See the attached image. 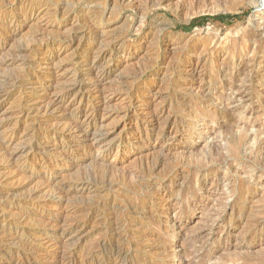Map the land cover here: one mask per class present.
<instances>
[{"label": "rangeland", "instance_id": "obj_1", "mask_svg": "<svg viewBox=\"0 0 264 264\" xmlns=\"http://www.w3.org/2000/svg\"><path fill=\"white\" fill-rule=\"evenodd\" d=\"M7 1L0 0V62L14 57L11 54L18 48L27 49L17 57L18 64L0 66V82L6 74L23 73L25 65L32 76L43 78L35 80L36 89L21 86L0 92V133L13 136L9 150L0 148V154L4 152L0 155V264H264V0L252 6L240 4L239 11L223 10V0H127L116 2L117 9L105 0ZM228 7L235 9L238 4ZM220 15L228 18L220 21L216 18ZM202 16L209 18L183 29ZM252 26L259 36L250 35ZM91 57L101 61L93 77L103 75L107 95L116 94L111 106L102 110L109 128L107 140H115L108 148L92 150L99 162L105 161L107 170L101 176L90 162L81 169L77 163L66 162L55 146L68 144L67 138L54 134L52 127L40 121L41 115L21 110L30 97L42 93L45 86L52 87L49 74L67 85L81 67L79 60ZM192 63L203 68L201 92L183 86L193 83L190 73L182 70ZM241 68L244 74L238 75ZM196 80L192 86L198 87L201 78ZM134 86V96L147 97L148 92L157 96L154 105L162 114L161 125L168 122V130L179 132L191 129L168 144L156 131L142 143L130 144L127 138L136 135L137 120L132 112L124 118L129 104L125 90ZM42 136L47 142L33 149L32 143ZM5 152L16 157L17 168L7 163L6 155L1 157ZM89 164L91 168L86 169ZM73 171L83 178L87 175L90 191L49 202L46 187L35 199L27 198L30 187L43 186L37 180L44 178L56 185L79 178ZM31 175L39 176L33 186L22 185ZM163 184L174 192L169 200L161 197ZM92 212L101 216L71 235L48 233L40 219L55 221L64 215L61 223L69 224ZM111 216L120 234L108 229L110 219L105 218Z\"/></svg>", "mask_w": 264, "mask_h": 264}, {"label": "bare ground", "instance_id": "obj_2", "mask_svg": "<svg viewBox=\"0 0 264 264\" xmlns=\"http://www.w3.org/2000/svg\"><path fill=\"white\" fill-rule=\"evenodd\" d=\"M9 1V0H8ZM7 1V2H8ZM14 1V0H13ZM70 1V0H69ZM84 1V0H83ZM106 1V4L107 6L112 4V9L118 7L116 5V2H120V3H124L125 1L127 0H105ZM129 1V0H128ZM153 1V0H151ZM167 1V0H166ZM259 1V0H258ZM257 0H223L224 4H223V10H236V11H239L240 8H239V5L240 4H243V6H247V5H254V4H257L258 3ZM18 2V1H17ZM82 2V1H81ZM131 2V1H129ZM158 2V1H157ZM214 2V1H213ZM235 3L238 4V7L235 8V9H231L228 7L229 4H232V3ZM20 3V2H19ZM22 3V2H21ZM91 3V2H90ZM97 3V2H95ZM102 3V2H100ZM30 4V3H29ZM50 4V3H49ZM53 4V3H52ZM55 4V3H54ZM67 4V3H65ZM172 4V3H171ZM13 5V4H12ZM34 5V4H33ZM38 5V4H37ZM45 5V3H44ZM47 5V4H46ZM56 5V4H55ZM98 6L100 4H97ZM139 5V4H138ZM158 5V4H157ZM168 5V4H167ZM259 5V4H258ZM101 6V5H100ZM140 6V5H139ZM33 7V6H32ZM48 7V6H46ZM50 7V6H49ZM57 7V6H56ZM59 7V6H58ZM62 7V6H61ZM60 7V8H61ZM66 7V6H65ZM70 7V6H69ZM110 7V6H109ZM138 7V6H137ZM141 7V6H140ZM212 7V6H211ZM249 7V6H248ZM25 8V7H24ZM28 8V7H27ZM63 8V7H62ZM111 8V7H110ZM218 8V7H217ZM26 9V8H25ZM53 9V8H52ZM117 9V8H116ZM140 10V9H139ZM215 10V9H214ZM220 10V9H219ZM64 11V10H63ZM217 11V10H216ZM112 12V11H111ZM63 13V12H62ZM64 14V13H63ZM58 15V14H57ZM86 15V14H85ZM18 16V15H17ZM19 17H23V15H19ZM17 18V17H16ZM57 18V16H56ZM90 20V19H89ZM88 20V21H89ZM19 21V20H18ZM90 22V21H89ZM88 24H91V23H88ZM87 24V25H88ZM84 27H87V26H84ZM250 35L252 36H259L260 33H258L255 28L252 26L250 27ZM257 29V28H256ZM87 30V29H86ZM258 30V29H257ZM79 31V30H78ZM259 31V30H258ZM50 36V35H49ZM52 36V35H51ZM55 38V36H53ZM52 37V38H53ZM68 36H66L67 38ZM70 37V36H69ZM75 37V36H74ZM86 37V36H85ZM97 37V36H96ZM50 38V37H49ZM63 38V37H62ZM65 38V37H64ZM76 38V37H75ZM51 39V38H50ZM49 39V40H50ZM56 39V38H55ZM53 39V40H55ZM69 39V38H68ZM74 38L73 36L69 39L70 41H72ZM104 39V38H103ZM102 39V41H103ZM259 39V38H258ZM60 40V39H59ZM62 40V39H61ZM68 40V41H69ZM78 40V39H77ZM94 40V39H93ZM100 40V39H99ZM246 40V39H245ZM255 40V39H254ZM261 40V39H260ZM37 41V39H36ZM39 41V39H38ZM41 41V40H40ZM42 41H45L46 40H42ZM63 41V40H62ZM75 41V40H74ZM101 41V40H100ZM101 41V43H102ZM50 42V41H49ZM66 42V41H65ZM96 42V41H95ZM107 42V41H106ZM246 42V41H245ZM260 42H263V41H260ZM35 43V42H34ZM43 43V42H41ZM40 43V44H41ZM76 43V42H75ZM73 44V43H72ZM79 44V43H78ZM42 45V44H41ZM260 45V44H259ZM31 46V45H30ZM77 46V45H76ZM81 46V45H80ZM252 47V46H251ZM1 48V47H0ZM76 48V47H75ZM74 48V49H75ZM263 48V47H262ZM27 48H18L17 50H14V53H12L11 55L14 57H11V59H8V60H3L0 62V66L1 65H4V64H9V65H15V63L18 62L17 60V57L20 56L22 54V52H24ZM31 50V48H28ZM244 49V48H243ZM34 50V49H33ZM77 50V49H76ZM241 50V49H240ZM250 50V49H249ZM245 51V50H244ZM243 51V52H244ZM257 51V50H256ZM259 51V50H258ZM37 52V51H36ZM242 52V53H243ZM39 53V52H38ZM7 54V53H6ZM257 54V53H256ZM255 54V55H256ZM101 57V56H100ZM99 57V58H100ZM19 58V57H18ZM25 58V57H24ZM81 58V57H80ZM248 59V58H247ZM1 60V59H0ZM255 60V57L253 58H250L249 61L250 62H253ZM75 61V60H74ZM259 61V60H258ZM22 62V61H21ZM24 62V61H23ZM59 62V61H58ZM57 62V64H58ZM101 61H99L98 58H94V57H91L90 59H81L79 60V62L77 64H80V68H76L77 70L75 71L74 75H75V79L72 80V82H70L69 84L67 85H62L60 79H59V76H57L56 74H49L48 75V78L50 80L53 81V84H52V87L50 88V86H45L43 89H42V93L38 94V95H33L32 97H30L25 105V107H22V112H27L26 110H28L29 112H36L37 116H40L41 115V120L45 126L47 127H52V130L54 132V134H63L64 137L67 138V140L69 141V143L63 145L60 147V145L58 147H56L55 145H53V147L55 146V148H57V150L62 154V156L65 158V161L66 162H72V164L74 166H79L80 167H83V164L84 163H92L89 164L88 168L86 169H89L92 167V170L94 169V172L96 173H100L99 175L101 176L103 170H107V168L104 166V163L102 164L101 162L98 161V159L93 155L92 153V150H94L95 148H102V147H110L111 146V143L113 140L111 139H108V134H107V131L106 129H109V128H106V125L105 123L103 122L104 121V115L102 114V110L104 108L107 109V107L109 106V103L110 101L112 100V98L115 97V93H111L110 95H107V91L106 89L104 88L103 86V75L102 76H95L93 77L92 75V72L94 71V69L96 67H98L99 63ZM198 62V61H197ZM104 63V61H103ZM102 63V65H103ZM256 63V62H255ZM254 63V64H255ZM18 64V63H17ZM31 64V63H30ZM56 64V65H57ZM75 64V63H74ZM109 63H107L108 65ZM119 64V62H118ZM253 64V63H252ZM61 65V64H60ZM64 65V64H63ZM105 65V64H104ZM148 65V64H147ZM146 65V66H147ZM262 65V64H261ZM26 66V65H25ZM24 66V67H25ZM32 66V64H31ZM78 66V65H77ZM16 67V66H15ZM22 69L27 71L26 68ZM56 67V66H55ZM75 67V66H74ZM105 67V66H104ZM158 67V66H156ZM184 68H182V70H185L186 72H189L190 75L192 76V78L190 80L193 81V83H185L183 84V86L185 88H188V89H191V91H197V92H201V84L204 80V72H203V68L200 67L199 64H196V63H192V64H189V65H184L183 66ZM29 68V67H28ZM35 68V66H34ZM38 68V67H37ZM150 68V67H149ZM152 68V66H151ZM247 68V67H246ZM67 69V68H66ZM73 69V67H72ZM71 69V70H72ZM99 69V68H98ZM102 69V68H101ZM106 69V68H105ZM219 69V68H218ZM264 69V68H263ZM17 70V69H16ZM54 70V69H53ZM74 70V69H73ZM104 70V68H103ZM205 70V69H204ZM23 72V73H17L15 72L16 74H6L4 75V78L2 79V81L0 82V92H8L9 90H11V88L9 89V87H12V88H16V87H25V86H32L33 89H36V83H35V80H37L38 78H43V76H32L33 74H31L29 72V70L27 72ZM51 71V70H50ZM58 71V70H57ZM100 71V70H99ZM98 71V72H99ZM219 71V70H218ZM36 72V71H35ZM33 72V73H35ZM54 72V71H53ZM52 72V73H53ZM59 72V71H58ZM72 72V71H71ZM254 72V71H253ZM49 73V72H48ZM55 73V72H54ZM68 73V72H67ZM101 73V72H100ZM104 74V71L102 72ZM145 72H143L144 74ZM249 73V72H248ZM247 73V74H248ZM64 74V72H63ZM108 74V73H107ZM106 74V75H107ZM119 74V73H118ZM136 74V73H135ZM142 74V75H143ZM232 74V73H231ZM239 74H244V71L241 69H239L238 73ZM255 74V73H254ZM92 75V76H91ZM98 75V74H97ZM137 75V74H136ZM31 76V77H30ZM63 76V75H62ZM72 76V75H71ZM141 76V75H140ZM228 76V75H227ZM70 77V76H69ZM230 77V76H229ZM250 77V76H248ZM197 78H201V82H200V85H198V87H195V86H192L194 85V81H197L196 79ZM39 79V80H40ZM47 79V78H46ZM45 79V80H46ZM252 79V78H251ZM250 79V80H251ZM64 80V78H63ZM116 80V79H115ZM38 81V80H37ZM42 81V80H41ZM47 81V80H46ZM67 81V80H66ZM239 81V80H238ZM256 81V80H255ZM259 81V80H258ZM69 81H67L68 83ZM107 82V81H106ZM120 82V81H119ZM124 82V81H123ZM253 82V81H252ZM38 83V82H37ZM50 83V82H49ZM121 83V82H120ZM123 84H126V83H123ZM215 84V83H214ZM225 84V83H224ZM245 84V83H244ZM51 85V84H50ZM119 85V83H118ZM130 85V83H129ZM262 85V84H261ZM107 86V85H106ZM122 86V85H121ZM109 87V86H107ZM124 87V86H123ZM139 87V86H138ZM137 87V88H138ZM250 87V86H249ZM254 87V86H253ZM252 87V88H253ZM117 88V87H116ZM241 88V87H240ZM109 89V88H108ZM112 89V88H110ZM120 89V88H119ZM133 89L135 90L136 89V86L132 87V88H127L125 90L126 92V95H127V98L129 100V104H128V107L126 112H125V117H130V113L132 112L133 115L131 116H136V125H135V130H136V135L133 137V138H127V141H130V144H138L140 143L144 138H148L149 137V133L152 134L153 132H157V135L161 138V140H163V142L165 143H169V142H175V140H177V138L187 132V129H191V128H183V130H181L180 132L177 131V130H168L167 127H166V122L164 125H161L160 122H159V119H160V112H158V110H156V106L154 105V99H155V96L154 93L152 92H148L147 93V97L149 95V97H151L152 99L149 100L146 99L147 97L144 96V95H140V96H134L132 94L133 92ZM53 90V91H52ZM118 90V88H117ZM117 90H113V91H117ZM121 90V89H120ZM239 90V89H238ZM109 91V90H108ZM149 91V90H148ZM15 92V91H14ZM19 92V91H18ZM23 92V91H22ZM122 92V91H121ZM136 92V91H135ZM118 93V92H117ZM196 93V92H195ZM25 94V93H24ZM138 94V93H137ZM142 94V93H141ZM198 94V93H197ZM201 94V93H200ZM9 95V94H8ZM7 97V96H6ZM5 97V98H6ZM126 97V96H125ZM157 97V96H156ZM124 99V98H123ZM127 100V101H128ZM22 103V102H21ZM1 104V103H0ZM78 104V105H77ZM116 105V104H115ZM161 105V104H160ZM111 106V105H110ZM109 106V107H110ZM126 106V105H125ZM140 107H146L143 111H139V108ZM162 107V106H161ZM159 108V107H158ZM157 108V109H158ZM124 110V108H122ZM116 110V109H114ZM118 110V109H117ZM155 110V111H154ZM104 111V110H103ZM119 111V110H118ZM111 112V110H110ZM18 113V112H17ZM28 114V112H27ZM26 114V116H27ZM32 114V113H31ZM112 114V113H110ZM122 114V113H121ZM169 114V113H168ZM230 114V113H229ZM21 115V114H20ZM124 116V114H123ZM32 117V115H31ZM108 117V116H107ZM106 117V118H107ZM29 118V117H28ZM34 118V117H33ZM39 118V117H38ZM123 118V117H122ZM121 118V119H122ZM133 118V117H132ZM37 120V119H36ZM29 121V120H28ZM33 123V122H32ZM38 124V123H37ZM125 124V123H124ZM127 124V123H126ZM128 124L131 125L132 122L128 120ZM109 125V124H108ZM107 125V126H108ZM41 126V125H40ZM39 126V127H40ZM44 126V127H45ZM126 126V125H124ZM50 130V129H49ZM228 130V129H227ZM193 131V130H192ZM13 132V131H11ZM16 132V131H15ZM228 132V131H227ZM98 133H100V135H98ZM112 133V132H111ZM115 133V132H114ZM35 134V133H34ZM189 134V133H188ZM187 134V135H188ZM19 135V134H18ZM24 135V134H23ZM26 135V134H25ZM46 135V134H45ZM156 135V136H157ZM39 136V135H38ZM49 136V135H47ZM56 136V135H55ZM62 136V135H61ZM107 136V137H106ZM157 136V137H158ZM57 137V136H56ZM55 137V138H56ZM106 137V138H105ZM156 137V138H157ZM188 137V136H187ZM190 137V136H189ZM22 138V137H21ZM20 138V139H21ZM54 138V137H53ZM12 139H13V136H5V135H2V133H0V148L2 147L3 150H7L8 149V146L10 144H12ZM19 139V140H20ZM41 139H44V140H41ZM49 139V138H48ZM62 139V138H61ZM125 139V138H124ZM182 139V138H181ZM47 137L45 136H42V138H38L36 139L35 142H33L32 144V148H36L39 150V147L38 145L39 144H42V143H46L47 141ZM50 140V139H49ZM52 140V139H51ZM65 140V139H64ZM250 140V139H249ZM253 140V139H252ZM15 141V140H14ZM26 141V140H25ZM32 141V139H31ZM181 141V140H180ZM50 142V141H49ZM52 142V141H51ZM117 142V141H116ZM34 143H36L37 145H35ZM64 143V142H62ZM142 143V142H141ZM48 144V143H47ZM183 144V143H182ZM255 144V143H254ZM152 145V144H151ZM166 144L162 145L161 149H163L165 147ZM31 146V144H30ZM159 146V145H158ZM178 146V145H177ZM29 147V146H28ZM115 147V146H114ZM154 147V146H153ZM42 148V147H41ZM76 148L79 149L78 153H75L74 152V149L76 151ZM13 149V148H12ZM45 150H47V147L44 148ZM98 149V150H100ZM140 149V148H139ZM238 149V148H237ZM9 150V149H8ZM16 150V149H15ZM43 150V149H42ZM248 150V149H247ZM250 150V149H249ZM12 151V150H11ZM143 151V150H142ZM156 151V149H155ZM183 151V150H182ZM181 151V152H182ZM188 151V150H187ZM8 152V151H7ZM15 152V151H14ZM40 152V151H39ZM57 152V151H56ZM58 152V153H59ZM163 152V151H162ZM239 152V151H238ZM4 153V152H3ZM1 153V154H3ZM6 153V152H5ZM13 153V151L11 152ZM59 153V154H60ZM151 153V152H150ZM165 153V152H164ZM163 153V154H164ZM168 153V152H167ZM0 154V155H1ZM44 154V153H43ZM60 154V155H61ZM162 154V155H163ZM185 154V153H184ZM5 155L7 156L8 158V161L7 162L9 165H13L14 167L16 166L17 168V163L15 162L17 159L15 157V159L12 157V154L10 153H6L4 155H2L1 157H5ZM14 155V154H13ZM59 155V156H60ZM160 155V153H159ZM209 155V154H208ZM165 156V155H164ZM171 156V155H170ZM224 156V155H223ZM227 157V156H226ZM225 157V158H226ZM223 158V157H222ZM235 158V157H234ZM154 159V158H153ZM211 159V158H210ZM231 159V158H230ZM15 160V161H14ZM151 160V159H150ZM209 160V159H207ZM228 160V159H227ZM246 160V159H245ZM32 161V160H31ZM211 161V160H210ZM225 161V160H224ZM252 161V160H251ZM254 161V160H253ZM200 162V161H199ZM36 163V162H35ZM59 162L58 163H55L56 165L55 166H59ZM77 163V164H76ZM209 163V162H208ZM247 163V161H246ZM253 163V162H252ZM216 164V163H215ZM254 164V163H253ZM43 165V164H42ZM50 165V164H49ZM61 165V164H60ZM63 165V164H62ZM91 165V167H90ZM155 165V164H154ZM213 165H214V162H213ZM252 165V164H251ZM37 166V165H36ZM41 166V165H40ZM54 166V165H53ZM109 166V165H108ZM111 166V164H110ZM113 166V165H112ZM232 166V165H231ZM6 167V166H5ZM12 167V166H11ZM45 167V166H44ZM116 167V166H114ZM124 167V166H123ZM122 167V168H123ZM210 167V165H209ZM212 167V166H211ZM214 167V166H213ZM212 167V168H213ZM74 168V167H73ZM85 168V165L84 167ZM97 168L99 171H97ZM110 168V167H109ZM108 168V169H109ZM208 168V167H207ZM217 168V167H216ZM10 169V168H9ZM78 169V167H77ZM81 169V168H80ZM79 169V170H80ZM113 169V168H112ZM116 169V168H114ZM120 169V168H119ZM205 169V168H204ZM85 170V169H84ZM118 170V169H117ZM116 170V171H117ZM121 170V169H120ZM202 170V169H201ZM200 170V171H201ZM250 170V169H249ZM12 171V170H11ZM10 171V172H11ZM14 171V170H13ZM77 171V170H76ZM74 173L76 174L77 172L79 173L80 171H77ZM86 171V170H85ZM101 171V172H100ZM109 171H112V170H109ZM115 171V173H116ZM119 171V170H118ZM128 171V170H127ZM199 171V172H200ZM254 171V170H253ZM15 172V171H14ZM88 173V171H86ZM85 172V173H86ZM121 172H123V170H121ZM72 173V172H71ZM82 173V172H81ZM132 173V172H130ZM129 173V174H130ZM201 173V172H200ZM199 173V174H200ZM18 174V173H17ZM22 174V173H21ZM24 174V173H23ZM84 174V173H83ZM91 174V173H90ZM123 174V173H121ZM197 174V173H196ZM15 175V173H14ZM42 175V174H41ZM66 175V174H65ZM77 175V174H76ZM80 174H78L77 176H79ZM98 175V178H100V176ZM103 175H106V174H103ZM117 175V174H115ZM253 175V174H252ZM16 176H19V175H16ZM75 176V175H74ZM96 176V175H95ZM113 176V175H112ZM111 176V177H112ZM132 175H130L131 177ZM177 176V175H176ZM39 176H34L32 177L31 175V180H28V181H25L24 183H22V185L24 184V186H33L31 184H33L35 182V180H37ZM64 177V176H63ZM67 177V175L65 176ZM64 177V178H65ZM71 176H69L70 179ZM110 177V178H111ZM124 177H126L124 175ZM234 177V176H233ZM7 178V177H6ZM90 178V177H89ZM103 178V177H102ZM101 178V179H102ZM109 178V179H110ZM114 178V177H113ZM116 178V176H115ZM122 178V177H121ZM199 178V177H198ZM230 178V177H229ZM235 178V177H234ZM246 178V177H245ZM67 179V178H66ZM75 179V177H74ZM105 179V176L104 178ZM102 179V181H103ZM112 179V178H111ZM200 179V178H199ZM233 179V178H231ZM1 180V179H0ZM4 180V179H3ZM18 180H19V177H18ZM42 180V181H41ZM41 180H37L36 183L41 182L43 186H33L34 188L30 189L29 188V193H28V196L27 198L29 200H32V199H35L36 195L40 194L41 191H44V189L47 187L49 188L48 192H49V197H48V200L49 202H53V201H62V200H68L70 199L71 197V194H74L77 193L78 191H85V190H91L92 186L89 187V184H90V179H87V175L86 177L84 176V178L81 176H79V178L75 179V180H70V181H62L58 184H53L52 182L42 178ZM115 180V179H114ZM119 180V179H118ZM124 180V179H123ZM126 180V179H125ZM238 180V179H237ZM87 181H89V183H87ZM96 183H97V180L95 179ZM121 181V180H120ZM172 181V180H171ZM200 181V180H199ZM20 182V181H19ZM100 182V181H99ZM104 182V181H103ZM110 182V181H109ZM124 182V181H123ZM155 182V181H154ZM232 182V181H231ZM245 182V181H244ZM2 183V182H1ZM0 183V184H1ZM106 183V181H105ZM108 183V182H107ZM127 183V182H126ZM21 184V183H20ZM101 184V183H100ZM99 184V185H100ZM160 184V183H159ZM200 184V183H199ZM234 184V183H233ZM252 184V183H251ZM38 185V184H37ZM94 185V184H93ZM111 185V184H110ZM125 185V183L123 184ZM128 185V184H127ZM131 185V183H130ZM168 185V184H167ZM161 186V185H160ZM184 186V185H183ZM238 188H239V185H237ZM126 187V186H125ZM163 189V194H161L160 196L163 197V199H166V200H169L171 198V194L174 193L173 190H171L169 187L166 188L164 186V184L162 185ZM25 188V187H24ZM46 188V189H47ZM112 188V187H111ZM159 188V186L157 187ZM172 188V187H171ZM237 188V187H236ZM237 188V189H238ZM255 188V187H254ZM22 189V188H21ZM118 189V188H117ZM250 189V188H249ZM111 190V189H110ZM119 190V189H118ZM180 190V189H179ZM236 190V189H235ZM28 192V190H26ZM47 191V190H46ZM87 191V192H89ZM109 191V190H108ZM130 191V190H129ZM249 191V190H248ZM24 192V191H23ZM25 192V193H27ZM114 192V191H113ZM123 192V190L121 191ZM133 192V191H131ZM92 193V192H91ZM170 193V194H169ZM177 193V192H176ZM180 193V192H178ZM241 193V192H240ZM251 193V192H250ZM249 193V194H250ZM97 194V193H96ZM116 194V193H115ZM113 194V195H115ZM181 194V193H180ZM248 194V193H246ZM72 195V197L74 196ZM112 195V194H111ZM183 195V194H182ZM240 195V194H239ZM40 196V195H39ZM78 196V195H77ZM136 196V195H135ZM174 196V195H173ZM248 196V195H247ZM13 197V196H12ZM79 197V196H78ZM118 197V196H117ZM176 197V196H175ZM184 197V196H183ZM75 198V196H74ZM73 198V199H74ZM119 198V197H118ZM180 198V197H179ZM178 198V199H179ZM112 199V198H110ZM132 199V198H131ZM176 199V201L178 200ZM107 200V199H106ZM109 200V199H108ZM128 200V199H127ZM88 201V200H87ZM124 201V200H123ZM157 201V200H156ZM175 201V202H176ZM117 202V201H116ZM129 202V200L127 201ZM179 202V201H178ZM56 203V202H55ZM68 203V201H67ZM70 203V202H69ZM155 203V202H153ZM103 204V203H102ZM108 204V203H107ZM131 204V203H130ZM169 205L170 203H166L165 205ZM54 205V204H53ZM52 205V206H53ZM105 205V204H104ZM112 205H113V201H112ZM174 205V204H173ZM45 206V205H44ZM56 206V205H55ZM88 206V205H87ZM106 206V205H105ZM134 206V205H133ZM159 206V205H158ZM171 206V205H170ZM175 206V205H174ZM39 207V206H37ZM168 207V206H167ZM103 208V207H102ZM128 208V207H127ZM30 209V208H29ZM74 209V208H73ZM81 208L75 210V212H79ZM159 209V208H158ZM167 209V208H166ZM9 210V209H7ZM68 210V209H67ZM98 210V209H97ZM112 210V209H111ZM144 210V209H143ZM1 211V210H0ZM12 211V210H11ZM10 211V212H11ZM34 211H35V208H34ZM73 211V210H72ZM108 211V210H107ZM114 211V210H113ZM112 211V212H113ZM161 211V210H159ZM166 211V210H165ZM89 212V211H88ZM109 212V211H108ZM2 213H5L4 211ZM27 213V212H26ZM33 213V212H32ZM36 213V212H35ZM67 213V212H66ZM72 213V212H71ZM135 213V212H134ZM154 213V212H153ZM162 213V212H160ZM15 214V213H14ZM59 214V213H58ZM104 214V213H103ZM149 214V213H148ZM26 215V214H25ZM70 214H68L69 216ZM74 215V214H73ZM72 215V216H73ZM77 215V214H76ZM80 215V214H79ZM99 213L97 214V212H92L91 214H88L85 218L83 219H80L79 221H74L71 222V223H61L62 221V215H60L58 217V219H56L55 221L53 220H47V219H41V222L43 221V225H44V230H46L47 232H53L54 235L55 234H58V235H71V233L73 232H78V231H82L83 228L89 226V224L93 221V220H98L99 218ZM129 215V214H128ZM135 215V214H134ZM147 215V214H146ZM31 216V215H30ZM33 216V215H32ZM35 216V215H34ZM71 216V217H72ZM75 216V215H74ZM78 216V215H77ZM82 217L84 215H81ZM101 216V215H100ZM151 217L153 216L152 214L150 215ZM164 216V215H163ZM43 217V216H42ZM70 217V218H71ZM81 217V218H82ZM118 217V216H117ZM134 217V216H133ZM160 217V216H159ZM13 218V217H12ZM11 218V220H12ZM15 218V217H14ZM50 218V217H49ZM116 218V217H115ZM155 218V217H154ZM16 219V218H15ZM22 219V218H21ZM26 219V218H25ZM32 220H35L34 217H31ZM39 219V221H40ZM68 219V218H67ZM72 219H74L72 217ZM102 219V218H101ZM105 219H110L108 221V224H109V227L108 229L110 230V232L113 234L114 232H116L117 234H120L118 233L117 231L120 230V228L118 227H115L117 224L114 223L113 221V216H111L110 218H105ZM69 220V219H68ZM100 220V219H99ZM142 220V219H141ZM24 221V220H23ZM146 221V220H144ZM143 221V222H144ZM165 221V220H164ZM15 222V221H14ZM13 222V223H14ZM22 222V221H21ZM28 222V221H27ZM34 222V221H33ZM65 222V221H64ZM68 222V221H66ZM105 222V221H104ZM122 222V221H121ZM142 223V222H141ZM15 224V223H14ZM19 224V223H17ZM146 224V223H145ZM39 225V224H38ZM160 225V224H159ZM91 226V225H90ZM106 226V225H105ZM104 226V227H105ZM143 226V225H142ZM148 226V225H147ZM39 227V226H38ZM41 227V226H40ZM94 227V226H93ZM137 227V226H136ZM161 227V226H160ZM123 228V227H122ZM167 228V227H166ZM91 229V228H90ZM154 229V228H153ZM163 229V228H162ZM126 230V229H125ZM130 230V229H129ZM94 231V230H93ZM96 231V230H95ZM103 231V230H102ZM100 231V232H102ZM132 231V230H130ZM136 231V230H135ZM48 232V233H49ZM109 232V231H108ZM6 233V232H5ZM52 233V234H53ZM139 233V232H138ZM165 233V232H164ZM76 234V233H75ZM133 234V233H132ZM153 234V233H152ZM167 234V233H166ZM8 235V234H7ZM11 235V234H9ZM13 235V234H12ZM122 235V234H121ZM134 235V234H133ZM14 236V235H13ZM159 236V235H158ZM17 238V236H15ZM19 237V236H18ZM65 237V236H64ZM71 237V236H70ZM128 237V236H127ZM136 237V235H135ZM147 237V236H146ZM161 237V236H160ZM167 237H170L167 235ZM20 238V237H19ZM113 239V237L111 238ZM16 240V239H15ZM22 240V239H21ZM62 240V239H61ZM68 240V238L66 239ZM114 240V239H113ZM8 241V240H7ZM14 241V240H13ZM23 241H25L23 239ZM165 241V240H164ZM16 242V241H15ZM29 242V241H28ZM17 243V242H16ZM15 243V244H16ZM66 243V242H65ZM137 243V241H136ZM167 243V242H166ZM135 244V243H134ZM139 244V243H138ZM182 244V243H181ZM180 244V245H181ZM7 245V244H6ZM56 245V244H55ZM97 245V244H96ZM188 245V244H187ZM192 245V244H191ZM19 246V245H18ZM25 246V245H24ZM102 246V245H101ZM118 247V246H117ZM60 248V247H59ZM163 248V247H162ZM196 248V246H195ZM17 249V248H16ZM31 249V248H30ZM187 249V248H186ZM25 250V249H24ZM159 250V249H158ZM16 251V250H15ZM20 251V250H19ZM164 251V250H163ZM170 251V250H169ZM25 252V251H24ZM28 252V251H27ZM182 252V251H181ZM184 252V251H183ZM199 252V251H198ZM21 253V252H20ZM65 253V252H63ZM113 253V252H112ZM165 253V252H164ZM171 253V252H170ZM46 254V253H45ZM182 254V253H181ZM11 255V254H10ZM19 255V254H18ZM17 255V256H18ZM65 255V254H64ZM121 255V254H120ZM129 255V254H128ZM127 255V257H128ZM200 255V254H199ZM205 255V254H204ZM239 255V254H238ZM23 256V255H22ZM26 256V255H25ZM188 256V255H187ZM63 257V256H62ZM116 257V256H115ZM183 258V257H182ZM197 258V257H196ZM67 259V258H66ZM115 259V258H114ZM127 259V258H126ZM199 259V257H198ZM203 259V258H202ZM121 260V259H120ZM182 260V259H181ZM66 261V260H65ZM117 262V261H115ZM68 263V261H67ZM126 263V261H125Z\"/></svg>", "mask_w": 264, "mask_h": 264}, {"label": "trees", "instance_id": "obj_3", "mask_svg": "<svg viewBox=\"0 0 264 264\" xmlns=\"http://www.w3.org/2000/svg\"><path fill=\"white\" fill-rule=\"evenodd\" d=\"M208 18H209V17H205V16L198 17V18H196V19L193 20V22L191 23L190 27H183V29H184V30H189V29H191L192 27H194L196 24H203L205 21H207ZM216 18H217L218 20H220V21H225L226 18H228V17H226V16H224V15H220V16H217Z\"/></svg>", "mask_w": 264, "mask_h": 264}]
</instances>
